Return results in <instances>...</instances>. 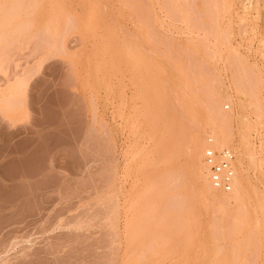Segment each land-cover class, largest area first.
<instances>
[{"label": "rangeland", "instance_id": "1", "mask_svg": "<svg viewBox=\"0 0 264 264\" xmlns=\"http://www.w3.org/2000/svg\"><path fill=\"white\" fill-rule=\"evenodd\" d=\"M34 2L0 0V264H264V0Z\"/></svg>", "mask_w": 264, "mask_h": 264}, {"label": "built area", "instance_id": "2", "mask_svg": "<svg viewBox=\"0 0 264 264\" xmlns=\"http://www.w3.org/2000/svg\"><path fill=\"white\" fill-rule=\"evenodd\" d=\"M212 143V141H210ZM236 153L229 148L217 149L209 146L204 155V163L212 187L223 193H230L236 181Z\"/></svg>", "mask_w": 264, "mask_h": 264}, {"label": "bare ground", "instance_id": "3", "mask_svg": "<svg viewBox=\"0 0 264 264\" xmlns=\"http://www.w3.org/2000/svg\"><path fill=\"white\" fill-rule=\"evenodd\" d=\"M18 1V0H17ZM35 2L34 3H36L37 2V0H34ZM42 1V0H41ZM147 2V1H146ZM145 2V3H146ZM18 3V2H17ZM22 3H23V1H22ZM34 3H32V6L34 5ZM17 5H19V4H17ZM37 5V4H36ZM35 5V6H36ZM149 5V4H148ZM148 5H145V6H148ZM168 5H169V3H168ZM20 6V5H19ZM25 6V5H24ZM28 6H30V5H28ZM27 7V6H26ZM38 7V6H37ZM20 8V7H19ZM28 8V10H29V7H27ZM30 9H31V7H30ZM145 9V8H144ZM26 11V10H25ZM149 11V10H148ZM31 12H34V11H31ZM28 13V12H27ZM32 14V13H31ZM26 15V14H25ZM175 15H177V14H175ZM207 15V14H206ZM24 23V22H23ZM147 23V22H146ZM146 23H144V24H146ZM28 24H29V22H28ZM65 24H66V22H65ZM25 25H27V22H26V24ZM24 25V26H25ZM149 25V24H148ZM27 26H29V25H27ZM31 27V26H30ZM47 29H48V27H47ZM48 30H50V29H48ZM148 33V32H147ZM151 33V32H150ZM148 40V39H147ZM213 129H214V133L212 134V135H214L215 137L214 138H216V140H214L215 142L217 141V145L219 146V147H223V146H225V143L226 142H228V136L226 135V132H225V127H226V124L224 125V124H221L220 123V120L218 119H213ZM227 128V127H226ZM218 149V148H217ZM200 155V154H199ZM198 155V156H199ZM198 156H197V159H198ZM202 163V162H201ZM200 163V164H201ZM204 164V163H203ZM137 166V165H136ZM201 168L203 167V166H200ZM204 167H205V164H204ZM203 169V171H205L204 170V168H202ZM202 171V170H201ZM207 171V170H206ZM205 171V172H206ZM179 172V171H178ZM207 173V172H206ZM205 173V174H206ZM178 174V176H180L179 175V173H177ZM204 174L202 173V175L201 176H203ZM208 175V174H207ZM206 175V176H207ZM175 177H176V175H174ZM205 176V175H204ZM203 176V178L206 180V178L208 179L209 178V176L208 177H204ZM180 178V177H179ZM176 179V178H175ZM236 179H238V178H236ZM209 180V179H208ZM176 181V180H175ZM180 181H181V178H180ZM180 181H178V182H180ZM237 181V180H236ZM205 182V181H204ZM208 183H210V181L208 182ZM206 184V183H205ZM204 185V184H203ZM210 185H211V183H210ZM236 185V184H235ZM238 186L240 185V181H239V184H237ZM206 186V185H205ZM178 187V186H177ZM240 187V186H239ZM192 188V187H191ZM235 188H236V186H235ZM240 192V191H239ZM207 194V193H206ZM209 194V193H208ZM234 194H236V193H234ZM207 196V195H206ZM210 196V195H209ZM241 197V196H240ZM182 198H184V197H182ZM238 199H239V197H237ZM201 200V199H200ZM241 201H242V198L240 199ZM181 201H182V199H181ZM180 201V202H181ZM184 201V200H183ZM184 204V203H183ZM239 209H240V207H239ZM218 210V209H217ZM246 212V211H245ZM244 212V213H245ZM181 216V215H180ZM246 217V216H245ZM177 218V217H176ZM238 222V221H237ZM177 223V222H176ZM178 225V224H177ZM179 226V225H178ZM197 229V228H196ZM222 233V232H221ZM251 235V234H250ZM145 254V253H144Z\"/></svg>", "mask_w": 264, "mask_h": 264}]
</instances>
